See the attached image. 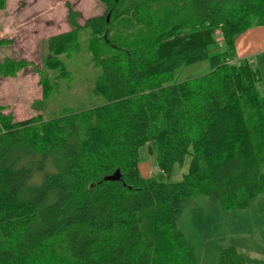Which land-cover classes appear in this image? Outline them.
<instances>
[{"label":"trees","instance_id":"1","mask_svg":"<svg viewBox=\"0 0 264 264\" xmlns=\"http://www.w3.org/2000/svg\"><path fill=\"white\" fill-rule=\"evenodd\" d=\"M99 1L103 13L83 23L66 2L71 28L46 38L42 64L63 71L58 56L69 59L88 28L102 103L22 120L0 106V264H198L176 223L184 204L204 193L239 209L264 192L262 76L234 48L252 20L264 25V0ZM121 20L134 27L130 40L114 34ZM200 58L208 72L178 78ZM29 65L5 57L0 76ZM39 81L36 110L51 95ZM149 141L168 175L190 155L179 181L140 176L138 149ZM216 264L264 262L230 245Z\"/></svg>","mask_w":264,"mask_h":264},{"label":"rangeland","instance_id":"2","mask_svg":"<svg viewBox=\"0 0 264 264\" xmlns=\"http://www.w3.org/2000/svg\"><path fill=\"white\" fill-rule=\"evenodd\" d=\"M66 2L80 12V23L104 11L99 0H5V7L0 10V37L10 39V43L0 46V61L5 57L24 58L32 61L34 66L29 65L14 76H0V106L14 120L35 114L47 119L68 110L93 107L103 101L95 86L101 70L91 61L88 49L91 33L88 28L79 31L80 47L69 59L58 56L64 65L63 71L42 64L46 38L71 28ZM133 29L121 20L116 24L114 34L130 40L135 34ZM244 31L255 35L259 47L264 50V25L252 20ZM244 31L234 38L235 51V39ZM216 33L220 35L219 31ZM252 57L257 58L255 65L262 76L260 90L264 94V55L257 52ZM209 70L208 59L200 58L181 65L176 73L179 79H188ZM40 78L50 85L51 95L45 107L36 110L32 102L41 98ZM138 157L140 176L161 182L179 181L188 170L190 160V155L186 154L181 163L174 164L169 175L162 172L156 165L154 141L140 146ZM176 223L193 248L198 264H216L220 250L230 245L251 259L264 262V192L239 209H225L218 200L198 193L184 204Z\"/></svg>","mask_w":264,"mask_h":264},{"label":"crops","instance_id":"3","mask_svg":"<svg viewBox=\"0 0 264 264\" xmlns=\"http://www.w3.org/2000/svg\"><path fill=\"white\" fill-rule=\"evenodd\" d=\"M220 39V38H219ZM236 45V57L237 58H249L254 64L256 63V57H252L257 52L264 55V50L261 49L260 43L257 42L256 36L244 31L235 39ZM262 50V51H261Z\"/></svg>","mask_w":264,"mask_h":264},{"label":"water","instance_id":"4","mask_svg":"<svg viewBox=\"0 0 264 264\" xmlns=\"http://www.w3.org/2000/svg\"><path fill=\"white\" fill-rule=\"evenodd\" d=\"M109 178L113 179V180H117V179H119V174L115 173L114 175L110 176Z\"/></svg>","mask_w":264,"mask_h":264}]
</instances>
